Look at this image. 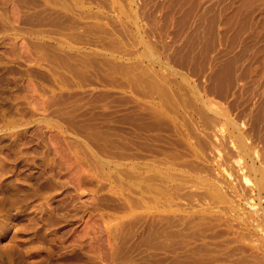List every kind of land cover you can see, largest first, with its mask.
Here are the masks:
<instances>
[{"label":"rangeland","instance_id":"374dc122","mask_svg":"<svg viewBox=\"0 0 264 264\" xmlns=\"http://www.w3.org/2000/svg\"><path fill=\"white\" fill-rule=\"evenodd\" d=\"M218 16L0 0V264H264V73Z\"/></svg>","mask_w":264,"mask_h":264},{"label":"bare ground","instance_id":"6f19581e","mask_svg":"<svg viewBox=\"0 0 264 264\" xmlns=\"http://www.w3.org/2000/svg\"><path fill=\"white\" fill-rule=\"evenodd\" d=\"M218 2L220 37L224 41L229 38L234 40L236 58H244V63L241 62L244 68L248 71L254 69L257 74L264 73V0Z\"/></svg>","mask_w":264,"mask_h":264}]
</instances>
